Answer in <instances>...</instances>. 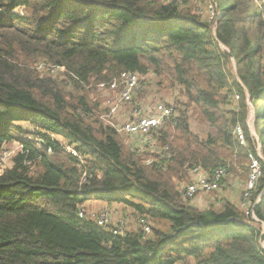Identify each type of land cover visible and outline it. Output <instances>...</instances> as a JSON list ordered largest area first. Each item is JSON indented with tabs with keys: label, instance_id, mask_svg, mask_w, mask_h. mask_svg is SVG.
I'll return each mask as SVG.
<instances>
[{
	"label": "trees",
	"instance_id": "obj_1",
	"mask_svg": "<svg viewBox=\"0 0 264 264\" xmlns=\"http://www.w3.org/2000/svg\"><path fill=\"white\" fill-rule=\"evenodd\" d=\"M192 1L0 0V156L14 140L21 145L0 172V264H264V1L196 0L214 2L210 22ZM39 58L64 66L75 92L33 68ZM124 71L153 74L159 88L179 94V111L157 133L171 153L159 165L92 121L97 106L84 83ZM224 90L243 96L245 115L223 108ZM194 108L205 137L192 129ZM52 134L75 144L84 162ZM251 155L262 176L249 211L229 199L207 207L183 199L191 167L229 171ZM26 162L43 169L31 173ZM92 191L131 207L136 219L169 222L168 230L153 225L145 238L134 225L113 234L80 215Z\"/></svg>",
	"mask_w": 264,
	"mask_h": 264
},
{
	"label": "built area",
	"instance_id": "obj_2",
	"mask_svg": "<svg viewBox=\"0 0 264 264\" xmlns=\"http://www.w3.org/2000/svg\"><path fill=\"white\" fill-rule=\"evenodd\" d=\"M17 11L20 12L21 15H24L22 9H17ZM51 65L52 67L50 68L49 72L39 71L45 70L47 67L46 64H37L36 69L42 75L49 74L52 76H54V72L57 69L66 71L64 66H58L54 64ZM146 75H150V80L155 82V77L153 74ZM143 83L144 79H142V75L133 71H124L118 77L109 82L98 83L97 86L99 90L102 91V112H104L99 116V120L105 126L115 129L121 135L124 134L129 136L131 139L130 141H133L132 144L135 142L131 148L134 149L138 155H141L145 152L150 153L151 155L145 159V163L147 165H159L161 164V158L164 156L168 159L171 157V153L168 150V147H160L157 141V133L161 128L172 122V120L175 118L178 104L176 100H165L156 102L149 108H141L135 104V102L136 96L142 89ZM235 134L238 136L241 144H244L245 137L240 125L236 126ZM51 137L58 140L61 145H64L63 148L66 152L78 157L82 163L84 162V156L77 150L75 144H71L63 140L62 137L56 134H52ZM60 138H62V140H60ZM47 152L52 153V148L48 147ZM2 155L0 156V159L2 158ZM252 160L253 163H251L250 166L251 172L249 173V178L246 183L245 201L243 202V208L247 211L252 208L251 193L256 188L257 181L261 174L259 161L253 156ZM189 174V182L184 184L180 190L183 199L186 202H190L199 194L216 191L220 187L221 181L226 176L227 169L224 167H218L213 172H210L205 170L200 165H196L190 168ZM86 197L89 200L103 198L95 191L87 193ZM80 215H87L85 208L81 209ZM94 215L95 214H93V216ZM87 216L92 218L89 215ZM109 219L110 216L103 212L100 218L95 220H97V222L102 226H110L113 234L120 236H125L127 234L128 223H126V218L120 219L118 224L114 225L109 224ZM135 225L139 229L140 235L145 238L148 237L153 231V224L149 218L138 217L135 221Z\"/></svg>",
	"mask_w": 264,
	"mask_h": 264
},
{
	"label": "rangeland",
	"instance_id": "obj_3",
	"mask_svg": "<svg viewBox=\"0 0 264 264\" xmlns=\"http://www.w3.org/2000/svg\"><path fill=\"white\" fill-rule=\"evenodd\" d=\"M264 1V0H263ZM193 4H189L192 7H195L194 10L202 14V17L204 20L211 21L214 18L215 15V4L214 2H206L205 4L198 1H192ZM191 7V8H192ZM18 10H21L25 13L23 8H17ZM214 26V24H213ZM51 62L48 61L45 58H39L33 65V68H36L37 64H46L47 67L45 70L40 72H49L52 65ZM43 68V67H42ZM42 75V74H41ZM54 76L58 78V80H65L68 84V90L75 92V88L73 87V83H76L74 80H71L67 71L57 69L54 72ZM150 75H142V79H144V83L142 86V89L136 96V102L138 106L141 108H149L153 106L156 102L159 101H165V100H180L179 94H176L168 91L163 90L158 87V85L150 80ZM70 83H69V82ZM98 83H100L98 80H96L95 77L91 78L88 83H84V87L82 88V91L85 92L88 95L89 101L97 106L93 113V120H99V116L103 114V96L102 91L98 88ZM159 90V91H158ZM224 95L227 97V100L223 103L224 109H231L236 108L239 115H245L246 107H240V104H243V96L238 94L237 90H224ZM176 99H175V98ZM248 104V110H247V117L246 121L247 123L253 127L255 122V108L252 105V102L250 100H247ZM178 107V106H177ZM193 107V106H191ZM193 109V108H192ZM195 109V108H194ZM179 111V107H178ZM190 123L192 126V129L199 133L202 137H205L207 134V131L209 130V127L206 123H204L200 119V112H198L196 109L195 111H192L190 113ZM101 122V121H100ZM27 125V124H26ZM240 127L243 131V122H239ZM31 129L33 127H30ZM33 130V129H32ZM244 134V131H243ZM245 136V134H244ZM25 137L23 135L21 138ZM124 140V145L126 149H130L132 145L135 144V142L132 144L133 141H130L131 139L129 136L122 134L121 136ZM27 138L31 139V135L27 136ZM62 140V138H60ZM130 141V142H129ZM243 144V143H242ZM245 144V143H244ZM20 150V145L18 144V141H13L6 145L5 151L2 155V158L0 159V172L2 170H5L6 168L13 166V160L17 156ZM49 153V152H48ZM51 154V153H50ZM256 158V157H255ZM252 159V158H251ZM246 160L245 162L237 160L234 163V166H231V169L229 167V171H227L226 176L221 182L220 187L216 191H211L209 193H203L199 194L191 200L190 202L200 206V207H207L211 203L220 204V201H223L224 199H229L233 201L234 203L238 204L240 208H243V202L245 201V191H246V183L249 178V173L251 172V163H253V160L251 161ZM241 161V162H240ZM27 165L31 166V173H37L42 171L43 167L41 163L35 162L30 163L26 162ZM260 165V163H259ZM250 169V171H249ZM262 176V170L259 178ZM188 183L187 180L184 179V181L180 184V190L184 184ZM252 195V194H251ZM88 203H86V214L91 216L93 219H99L103 212H105L108 216H110L109 224H118L119 220L122 218H126V223H128V228L133 229L136 221V215H134L131 207H126L123 202L120 201H114L115 203L108 204L107 206L100 207L98 205L97 201L98 199L89 200L87 199ZM244 209V208H243ZM93 214H95L93 216ZM153 221V220H152ZM153 225L156 228H161L162 230H168L169 222L157 220L153 221Z\"/></svg>",
	"mask_w": 264,
	"mask_h": 264
},
{
	"label": "crops",
	"instance_id": "obj_4",
	"mask_svg": "<svg viewBox=\"0 0 264 264\" xmlns=\"http://www.w3.org/2000/svg\"><path fill=\"white\" fill-rule=\"evenodd\" d=\"M87 203H88V201H87ZM97 203H98V205H100V207H104V206H107L108 204H112L115 202L111 201V200L104 199V198H99Z\"/></svg>",
	"mask_w": 264,
	"mask_h": 264
},
{
	"label": "bare ground",
	"instance_id": "obj_5",
	"mask_svg": "<svg viewBox=\"0 0 264 264\" xmlns=\"http://www.w3.org/2000/svg\"><path fill=\"white\" fill-rule=\"evenodd\" d=\"M96 193H98V194H100V196L102 195V193L101 192H99V191H95Z\"/></svg>",
	"mask_w": 264,
	"mask_h": 264
}]
</instances>
